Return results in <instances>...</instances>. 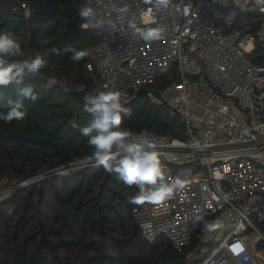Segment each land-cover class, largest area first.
Wrapping results in <instances>:
<instances>
[{"label": "built area", "instance_id": "obj_1", "mask_svg": "<svg viewBox=\"0 0 264 264\" xmlns=\"http://www.w3.org/2000/svg\"><path fill=\"white\" fill-rule=\"evenodd\" d=\"M227 2L223 10L214 0H169L160 9L145 0H84L78 11L90 3L98 18L110 22L87 28L96 41L85 68L101 90L120 91L125 101L147 88L149 99L167 105L185 126L186 138L142 129L129 141L158 152L167 182L185 181L173 199L132 206L142 237H164L176 250L193 243L186 258L196 256L201 264H264V65L249 56L256 46L264 54V11L254 0ZM19 4L28 17V2ZM149 8L155 22L146 24ZM237 12L253 14L256 23L243 27L241 19L235 26ZM130 22L161 27L163 38L146 42ZM171 69L177 79L158 91L149 88ZM47 81L58 83L54 77ZM124 153L131 152L114 149L112 163ZM204 221L218 226L206 230ZM237 244L244 248L239 255Z\"/></svg>", "mask_w": 264, "mask_h": 264}, {"label": "trees", "instance_id": "obj_2", "mask_svg": "<svg viewBox=\"0 0 264 264\" xmlns=\"http://www.w3.org/2000/svg\"><path fill=\"white\" fill-rule=\"evenodd\" d=\"M27 1L25 17L20 2ZM84 0H0V31H9L20 42L25 60L37 51L45 60L40 75H28L22 85L0 88V112L16 100V89L28 84L39 93L35 102L23 101L26 116L11 123L0 121V183L15 186L34 176L48 175L0 201V264H201L186 254L193 247L176 250L164 237L144 239L131 216L129 202L138 189L128 186L115 173L93 167V148L73 123L85 126L90 115L84 111L87 97L101 90L93 72L85 68L88 55L71 59L65 47L89 53L95 35L81 27L78 9ZM16 6V9H13ZM253 14L237 12L235 26L256 23ZM60 55L53 54V49ZM264 65V54L256 46L249 55ZM149 85L154 91L177 79L175 69ZM48 77L58 83L50 85ZM62 83L63 86H61ZM82 86L83 89H78ZM147 88L122 106L121 127L138 132L149 129L170 138H186L183 122L164 103L152 102ZM145 150L143 147H138ZM118 156V161L124 156ZM87 162L66 176L55 174L70 162ZM115 165V164H114Z\"/></svg>", "mask_w": 264, "mask_h": 264}, {"label": "clouds", "instance_id": "obj_3", "mask_svg": "<svg viewBox=\"0 0 264 264\" xmlns=\"http://www.w3.org/2000/svg\"><path fill=\"white\" fill-rule=\"evenodd\" d=\"M148 4H154L157 9L166 8L169 0H145ZM255 4L264 11V0H254ZM85 21L83 28H101L106 23L102 18L97 17L96 11L91 4L82 7L78 13ZM144 23L155 22L152 8L143 13ZM129 28L146 42L161 40L164 31L161 27L140 28L135 22L129 23ZM53 54L60 55V50L53 49ZM63 52H71L73 61H80L88 53L84 50L65 47ZM23 55L21 44L9 31H0V88H7L11 85H22L25 77L40 75L41 69L45 66V60L37 54L31 60H13L8 58L20 57ZM17 99L8 101V110L0 112V121L11 123L13 120H23L26 116L23 101L25 99L35 102L39 93L31 84L16 89ZM122 93L117 90H94V94L87 97L84 111L90 115L85 126L73 123V128H78L83 137L87 138V144L93 148V158L97 165L102 166L107 172L115 173L117 177L128 186H135L138 191L136 195L129 198L132 204L140 205L145 202L160 204L166 200L173 199L178 190L185 187V181L177 177L173 183L166 181V167L161 163L159 154L155 150H141L129 143L134 133L130 129L121 127L122 113L131 115L130 109L122 106ZM145 143H148L145 141ZM148 143V148H153ZM123 150L133 153L132 156H124L115 165L113 150ZM196 221H203V217H196ZM218 222L204 221L206 230H214ZM235 253L239 255L244 248L237 244ZM247 260V257H244Z\"/></svg>", "mask_w": 264, "mask_h": 264}, {"label": "rangeland", "instance_id": "obj_4", "mask_svg": "<svg viewBox=\"0 0 264 264\" xmlns=\"http://www.w3.org/2000/svg\"><path fill=\"white\" fill-rule=\"evenodd\" d=\"M221 8L223 10H227L224 7H221ZM241 13L243 15L246 14L245 12H241ZM252 18H254V16H252ZM145 150H148V149L145 148ZM85 164H89V163L82 162L81 160H74V161L70 162V164L67 167L62 168L60 170H56L54 173L66 176L68 174H71L72 171H75L76 169L82 168V166ZM91 165H93V167L98 166L95 163H92ZM46 176H48V175L40 174V175L34 176V177H32L26 181H23V182L19 183L18 185H15V186L10 185L6 180H2L0 183V201H5V200L11 198L14 195V193L17 192V190H19L21 188L25 189V188L29 187L31 184H33V182L37 183L38 181L43 180ZM214 247H212V248H214Z\"/></svg>", "mask_w": 264, "mask_h": 264}, {"label": "water", "instance_id": "obj_5", "mask_svg": "<svg viewBox=\"0 0 264 264\" xmlns=\"http://www.w3.org/2000/svg\"><path fill=\"white\" fill-rule=\"evenodd\" d=\"M214 1L217 2L222 7H226L228 4L227 0H214Z\"/></svg>", "mask_w": 264, "mask_h": 264}, {"label": "snow or ice", "instance_id": "obj_6", "mask_svg": "<svg viewBox=\"0 0 264 264\" xmlns=\"http://www.w3.org/2000/svg\"><path fill=\"white\" fill-rule=\"evenodd\" d=\"M236 249H234V251H235Z\"/></svg>", "mask_w": 264, "mask_h": 264}]
</instances>
